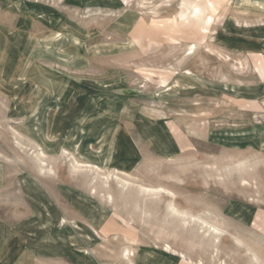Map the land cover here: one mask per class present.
Segmentation results:
<instances>
[{
	"label": "rangeland",
	"instance_id": "obj_1",
	"mask_svg": "<svg viewBox=\"0 0 264 264\" xmlns=\"http://www.w3.org/2000/svg\"><path fill=\"white\" fill-rule=\"evenodd\" d=\"M0 264H264V0H0Z\"/></svg>",
	"mask_w": 264,
	"mask_h": 264
},
{
	"label": "bare ground",
	"instance_id": "obj_2",
	"mask_svg": "<svg viewBox=\"0 0 264 264\" xmlns=\"http://www.w3.org/2000/svg\"><path fill=\"white\" fill-rule=\"evenodd\" d=\"M225 87L227 86V85H224ZM227 88V87H226ZM230 88H236V89H238V87H236V86H230ZM155 189V188H154ZM157 191V190H156ZM161 191V190H160ZM163 193H164V191H163Z\"/></svg>",
	"mask_w": 264,
	"mask_h": 264
}]
</instances>
